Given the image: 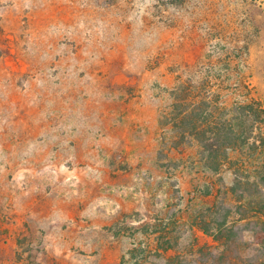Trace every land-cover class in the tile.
Returning a JSON list of instances; mask_svg holds the SVG:
<instances>
[{
	"label": "rangeland",
	"instance_id": "374dc122",
	"mask_svg": "<svg viewBox=\"0 0 264 264\" xmlns=\"http://www.w3.org/2000/svg\"><path fill=\"white\" fill-rule=\"evenodd\" d=\"M0 264H264V0H0Z\"/></svg>",
	"mask_w": 264,
	"mask_h": 264
},
{
	"label": "trees",
	"instance_id": "16d2710c",
	"mask_svg": "<svg viewBox=\"0 0 264 264\" xmlns=\"http://www.w3.org/2000/svg\"><path fill=\"white\" fill-rule=\"evenodd\" d=\"M196 89L194 84L185 85L184 82H181L171 90L173 101L167 115L168 121L173 128L178 129L181 135H201L200 142L203 152L213 154L219 151L221 146L232 147L235 143V136L232 137L230 134L232 128L230 127L229 134L224 133L225 124H231V120L223 115L215 116L212 111L213 107L215 110L219 107L213 106L211 101ZM240 107L237 106L235 109ZM257 107L263 112L259 104ZM220 136L227 137L226 141L220 144L215 143L214 141Z\"/></svg>",
	"mask_w": 264,
	"mask_h": 264
}]
</instances>
